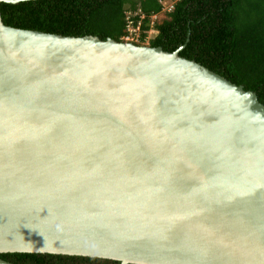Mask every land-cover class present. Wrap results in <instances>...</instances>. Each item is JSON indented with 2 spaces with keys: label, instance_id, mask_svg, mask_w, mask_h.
Here are the masks:
<instances>
[{
  "label": "water",
  "instance_id": "water-1",
  "mask_svg": "<svg viewBox=\"0 0 264 264\" xmlns=\"http://www.w3.org/2000/svg\"><path fill=\"white\" fill-rule=\"evenodd\" d=\"M183 48L0 9V253L264 264V104Z\"/></svg>",
  "mask_w": 264,
  "mask_h": 264
},
{
  "label": "trees",
  "instance_id": "trees-1",
  "mask_svg": "<svg viewBox=\"0 0 264 264\" xmlns=\"http://www.w3.org/2000/svg\"><path fill=\"white\" fill-rule=\"evenodd\" d=\"M21 0L1 2L7 25L82 37L125 41L128 13L137 14L142 44L195 60L264 104V0ZM165 12L161 23L154 15ZM153 30V33H151ZM140 44V43H139ZM14 264H122L98 257L52 253H0Z\"/></svg>",
  "mask_w": 264,
  "mask_h": 264
},
{
  "label": "built area",
  "instance_id": "built-area-1",
  "mask_svg": "<svg viewBox=\"0 0 264 264\" xmlns=\"http://www.w3.org/2000/svg\"><path fill=\"white\" fill-rule=\"evenodd\" d=\"M136 15L137 14L128 13V16H127L128 29L130 33L125 38L126 40H129L130 42L134 40L138 41L141 38V25H142L144 16H141L142 19H139L136 22L134 19ZM154 18H157V17L154 15Z\"/></svg>",
  "mask_w": 264,
  "mask_h": 264
},
{
  "label": "rangeland",
  "instance_id": "rangeland-1",
  "mask_svg": "<svg viewBox=\"0 0 264 264\" xmlns=\"http://www.w3.org/2000/svg\"><path fill=\"white\" fill-rule=\"evenodd\" d=\"M168 1H169V0H166V1H165V4H169V2L171 3L173 0H172V1L170 0L169 2H168ZM155 16L157 17L156 20H157L158 22H160V23H161L162 21H164L166 18H168L167 14H166L165 12H164V13H163V12H160L159 14H156ZM151 33H153V30H152ZM149 40H150V39H149ZM149 40H147L146 43H144V44H142V42H141L140 40H138V41L134 40V41H131V42H133V43H135V44H138V45H146V46H147V45H149V44H148ZM125 41H129V40H126V38H125ZM139 43H140V44H139Z\"/></svg>",
  "mask_w": 264,
  "mask_h": 264
},
{
  "label": "clouds",
  "instance_id": "clouds-1",
  "mask_svg": "<svg viewBox=\"0 0 264 264\" xmlns=\"http://www.w3.org/2000/svg\"><path fill=\"white\" fill-rule=\"evenodd\" d=\"M157 19V18H156ZM125 42H130V41H125ZM133 43V42H132ZM138 45V44H137Z\"/></svg>",
  "mask_w": 264,
  "mask_h": 264
}]
</instances>
